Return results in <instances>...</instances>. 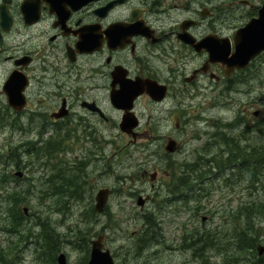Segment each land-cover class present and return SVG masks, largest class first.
<instances>
[{
	"label": "flooded vegetation",
	"instance_id": "obj_1",
	"mask_svg": "<svg viewBox=\"0 0 264 264\" xmlns=\"http://www.w3.org/2000/svg\"><path fill=\"white\" fill-rule=\"evenodd\" d=\"M263 6L264 0H0V123L9 118L22 136L19 145L27 147L30 156L33 145L58 142L62 152L65 146H97L99 131L121 130L130 113L138 122L137 141L144 109L155 116L148 117L149 128L164 123L185 129L191 125L194 94L208 95L210 90L231 95L242 83V74L264 57L227 77V67L210 63L208 52L230 48L234 53L238 32L259 18ZM17 91L25 102L22 108L8 101V92ZM115 95L135 97L131 109H117ZM174 141L177 150H166L169 154L181 149ZM85 161L75 167L84 174L82 180L89 176ZM219 163L221 172L225 168ZM196 166V171L185 166L174 175L175 181L170 179L171 204L188 205L196 192L204 191L208 177L215 178ZM79 173L70 174L78 189ZM149 178L151 188L158 189V174ZM104 189L110 191L108 210L114 191ZM137 197V206L140 198L145 200L142 209L153 201L151 195Z\"/></svg>",
	"mask_w": 264,
	"mask_h": 264
},
{
	"label": "rangeland",
	"instance_id": "obj_2",
	"mask_svg": "<svg viewBox=\"0 0 264 264\" xmlns=\"http://www.w3.org/2000/svg\"><path fill=\"white\" fill-rule=\"evenodd\" d=\"M253 66L242 74V84H239L237 90L231 95L226 92L225 95L228 93V96H219L210 90L207 91L208 95L194 94L192 106L189 108L191 125L185 129L166 126L164 123L149 128L147 119L150 115L154 118L155 116L151 110L144 109V126L139 131L142 137L137 141L116 127L102 129L99 131L101 133L98 132L97 146L90 144L65 146L62 152L58 144H53L56 145V149L52 151L55 152L53 156L48 155L50 159H47L42 154V160H38L36 155L30 156L27 153V147L19 145V139L22 136L13 130L9 119H6L4 124L0 123V180L5 179L2 183L0 182V193L4 197L9 195L7 204L10 199L14 213H17V210L24 212V208L28 209L27 214H24L26 220L23 221L21 227L16 228L17 232L9 231L11 220H2L0 217V264H54L53 254L50 252V248L54 246L52 250L59 249L57 256L60 253L65 254L68 264H83L86 258L88 262L90 260L92 241L97 240L102 234L106 237L105 249L111 251L119 264H242L240 260L244 258L249 257L247 260H256L250 253L253 250L248 252L246 250L240 254L238 246L240 240L238 239L242 231H247L250 234H256L260 239L261 244H258V247L264 245L262 241L264 240V208L262 207L264 206V170L258 169L257 173L255 169L254 178L241 174L238 168L219 172L216 167L219 158H224L228 153V148L225 146L226 138L241 137L244 131H247L246 135L256 137L258 127L264 126V57ZM255 112H260V115L255 117ZM221 127H224L223 130ZM50 133L52 134V131ZM169 139L176 140L180 144L181 149L178 153L169 154L166 151L165 146ZM252 141L254 147L258 143H264L257 139ZM33 148L43 150L44 147L40 145L29 149L32 151ZM19 158L24 162L20 164V168L15 165ZM85 159L89 176L82 180L84 174L79 173L75 167L80 166ZM189 164L199 165V168L204 167L202 171L206 170L207 173L212 170L208 174L215 178L208 179V182L202 184L204 191L202 194L194 195L195 200L193 198V202L188 204L189 207L183 203H179L176 207L170 203L172 195L168 193L167 186L171 185L169 184L170 179L175 174L181 173L183 166L191 167ZM84 169L81 167L82 171ZM18 172L23 173L22 179L16 176ZM71 173H79L75 180L81 182L82 188L78 189L80 194L72 195L73 187L71 186L65 187L68 193L54 195L55 184L52 183V177L59 176L69 180L72 179ZM144 173L149 174L150 177L158 174L161 182L158 189L151 188L149 176L145 180L141 178ZM63 182L64 180L62 182L60 180L58 184ZM104 188H109L114 193L111 195L108 210H105L103 214H98L92 208L95 209L98 191ZM252 190L254 193L251 192ZM138 193L144 197L153 196V201L148 207L142 209L137 206ZM10 194L13 195L10 197ZM179 207L182 211L177 209ZM245 209L248 213H243ZM204 217H208L206 222L203 221ZM46 232L54 234L55 237L44 240L43 234L47 238ZM149 236L153 239L156 236V238L152 240ZM204 238L215 239L217 242L210 246V242L206 244V241H203ZM38 240L41 241L40 246L44 244L46 249L40 248V251H36L35 246H38L36 243ZM157 240L158 242H155ZM193 241L197 242L196 248L205 246L203 260L206 262L201 261L200 255L194 256L193 248L190 246L193 245L191 244ZM51 243L54 245L52 246ZM150 245L153 246L150 247ZM256 255L258 256V251ZM56 264H58L57 260Z\"/></svg>",
	"mask_w": 264,
	"mask_h": 264
},
{
	"label": "water",
	"instance_id": "obj_3",
	"mask_svg": "<svg viewBox=\"0 0 264 264\" xmlns=\"http://www.w3.org/2000/svg\"><path fill=\"white\" fill-rule=\"evenodd\" d=\"M210 53V63H222L227 67L225 75L229 77L235 70H243L249 67L250 63L264 53V6L259 11V18L252 20L246 27L241 29L236 36V48L232 53L230 48L223 49H208ZM12 81H8L10 86ZM135 98V97H134ZM132 97H125L122 95H115L113 104L117 109L129 111L130 102L134 101ZM9 104L13 107L22 108L25 105L23 96L20 91L16 93L8 92ZM259 112H255L254 116L258 117ZM138 127V122L131 113L123 118L121 124V131L137 138L135 129ZM166 150L169 153H174L177 150V144L173 140L168 141ZM20 178L23 177L21 172L17 173ZM154 180V177H153ZM110 191L108 189L100 190L96 196V211L101 214L104 212L108 204ZM145 200L142 198L138 201V206L143 207ZM25 214L28 209L24 208ZM259 257L264 255V246L258 247ZM58 264H68L65 254H60L58 257ZM89 264H118L114 260L109 250H104V235L92 242V250Z\"/></svg>",
	"mask_w": 264,
	"mask_h": 264
},
{
	"label": "trees",
	"instance_id": "obj_4",
	"mask_svg": "<svg viewBox=\"0 0 264 264\" xmlns=\"http://www.w3.org/2000/svg\"><path fill=\"white\" fill-rule=\"evenodd\" d=\"M258 131L259 132H257V137H253L252 135H247L246 136V133H244L246 131H244L243 134H242L243 136H241L242 138L241 137H238V138L237 137H228V138H226L225 146L228 148V153H227L226 158L221 161V164L222 165L224 164L225 167H226L225 170H227L228 168L229 169L238 168V171L241 172V174H243V175L246 174V175L252 176V177L256 176L255 169H257V173H258V169L264 170V143H258L256 145V147H254L253 144H252V140H255V139H257V141H264V126L263 127H258ZM241 141H243V143ZM45 148H48V149H45ZM54 150H55V147L53 145V146H50V147H44L43 150L33 149L32 153L34 155H36V157H37L36 159L40 160L41 159V157H40L41 154H45L46 156H48V155H50L52 153L54 154L55 152H52ZM47 152H49V153L46 154ZM21 163H24V162H22V159L19 158L18 162L15 163V165L18 168H20V166H21L20 164ZM193 170H196V169L193 167ZM249 179L250 178H248V180ZM4 180L5 179H2V181H4ZM58 180L59 181L61 180V182L64 180V182L61 183V184H58L59 183ZM52 181L55 184L54 190H55L56 193L54 195L64 194L66 192L68 193V190L65 187H71V186L73 187L72 195L73 194H75V195H79L80 194L79 191H78L79 184H74V180L73 179L67 180L66 178L63 179V177L60 178L59 176H54V177H52ZM0 182H1V180H0ZM65 183H66V186H65ZM58 190H59V192H58ZM12 195L13 194H10V197ZM7 198H9L8 194H7L6 197H4V195L0 193V217H1L2 220H4V219L11 220V223H10L11 229L9 231L17 232L16 228L21 227V225H22L23 221L26 219V217L24 216V212L23 211L21 212L20 210H17V213H14L13 209L11 208V206H13V204L11 203L10 199L8 200V204H7ZM16 204H18V203H16ZM6 205H8V206H6ZM262 207L264 208V206H262ZM92 210H94V209H92ZM243 213H248V210L245 209L243 211ZM248 224H249V222H248ZM47 236L48 237L46 238V235H43V239L44 240H50V239H53L55 237V235L54 234L52 235L50 232L47 233ZM50 237H52V238H50ZM155 238H156V236H154V239ZM205 240H204V242H205ZM239 240H240L239 245L242 246V247L239 246V250H240L239 252L242 251L240 254H243L246 250H247V252L253 250L254 253L252 252L251 255H253V256L255 255L254 258L257 259L256 261L254 260L255 261L254 262L253 260L249 259L250 260L249 261L247 259L245 260V258H244V260H240V261H242V264H250V263L251 264H264V257H258L255 254V251L257 252L256 248L258 249V246H257L258 244L257 243L260 242L259 241L260 239H258L256 234H250L247 231H242ZM212 241H213V243H212ZM145 242H146V240H145ZM209 242H210V244H215L216 243V241L212 240L211 238L206 240L207 244ZM36 243L39 246V247L35 246L36 247V251H40V248L41 249L45 248V247H43L44 244H43L42 247L40 246L41 242L39 240L36 241ZM192 244L193 245L191 247L193 248L194 255L195 256L200 255L201 259L203 260L204 259L203 254L206 251L205 247L203 246L201 248L202 249L201 250L200 248L197 249L195 247L197 242L196 243L192 242ZM52 248H50V250H52ZM88 249H90V247H88ZM58 250L59 249L56 248V250L50 251L51 254H53V263L54 264H56ZM199 251H201V252H199ZM83 264H88V258H86V260L84 261Z\"/></svg>",
	"mask_w": 264,
	"mask_h": 264
},
{
	"label": "bare ground",
	"instance_id": "obj_5",
	"mask_svg": "<svg viewBox=\"0 0 264 264\" xmlns=\"http://www.w3.org/2000/svg\"><path fill=\"white\" fill-rule=\"evenodd\" d=\"M261 60H262V59H261ZM252 66H253V65H252ZM253 67H254V66H253ZM258 69H259V68H258ZM255 71H256V70H255ZM249 74H250V73H249ZM252 74H253V72H252ZM253 75H254V74H253ZM255 75H256V74H255ZM241 84H242V83H241ZM260 84H261V83H260ZM237 85H239V84H237ZM251 85H252V84H251ZM258 85H259V84H258ZM244 87H245V86H244ZM197 88H198V87H197ZM247 88H248V87H247ZM195 89H196V88H195ZM227 94H228V93H227ZM227 94H226V95H227ZM226 95H225V96H226ZM151 96H152V95H151ZM225 96H224V97H225ZM227 96H228V95H227ZM224 97H223V99H224ZM229 98H230V97H229ZM227 99H228V98H227ZM224 101H225V100H224ZM229 101H230V100H229ZM227 104H228V103H227ZM222 105H224V104H222ZM220 106H221V105H220ZM227 106H228V105H227ZM229 106H230V104H229ZM222 107H223V106H222ZM8 114H9V113H8ZM4 115H5V114H4ZM0 116H1V115H0ZM2 117H3V116H2ZM8 119H9V118H8ZM11 119H12V118H11ZM7 122H9V121L7 120ZM239 123H240V122H239ZM2 124H4V123H2ZM212 124H213V123H212ZM230 124H231V123H230ZM213 125H214V124H213ZM244 125H245V124H244ZM247 125H248V124H247ZM209 127H210V126H209ZM211 127H212V126H211ZM206 128H207V127H206ZM221 128H222V127H221ZM223 128H224V127H223ZM223 128H222V130H223ZM208 129H209V128H208ZM211 129H212V128H211ZM246 129H247V127H246ZM241 130H242V129H241ZM254 130H255V129H254ZM210 131H211V130H210ZM227 131H228V130H226V132H227ZM235 131H236V130H235ZM242 131H243V130H242ZM55 132H56V131H55ZM246 132H247V131H246ZM246 132H244V133H246ZM257 132H259V131H257ZM212 133H213V132H212ZM222 133H224V132H222ZM240 134H241V133H240ZM248 134H249V131H248ZM258 134H259V133H258ZM210 135H212V134H210ZM223 135H224V134H223ZM244 135H245V134H244ZM208 136H209V135H207V138H208ZM242 136H243V135H242ZM246 136H247V135H246ZM205 137H206V136H205ZM254 137H255V136H254ZM256 137H257V134H256ZM213 138H214V137H213ZM237 138H238V137H237ZM241 138H242V137H241ZM208 139H209V138H208ZM210 140H211V139H210ZM207 142H208V141H207ZM210 142H211V141H210ZM216 142H217V141H216ZM237 142H238V141H237ZM241 142L243 143V141H241ZM252 142H253V141H252ZM211 143H212V142H211ZM246 143H247V142H246ZM57 144H58V142H57ZM211 145H212V144H211ZM220 145H221V144H220ZM223 145H224V144H223ZM55 146H56V145H54V147H55ZM207 146H208V145H207ZM243 146H244V145H243ZM33 147H34V145H33ZM49 147H50V146H49ZM217 147H218V146H217ZM36 148H37V147H36ZM58 148H59V147H58ZM213 148H214V147H213ZM33 149H34V148H33ZM45 149H48V148H45ZM52 149H53V148H52ZM55 149H56V147H55ZM50 150H51V149H50ZM196 150H197V149H196ZM164 151H165V150H164ZM234 151H235V150H234ZM45 152H46V151H45ZM45 152H44V153H45ZM59 152H60V151H59ZM209 152H210V151H209ZM223 152H224V151H223ZM48 153H49V152H47L46 154H48ZM51 153H52V152H51ZM56 153H57V151H56ZM226 153H227V152H226ZM52 154H53V153H52ZM52 154H50V155H52ZM209 154H210V153H209ZM41 155H42V154H41ZM201 155H202V154H201ZM207 155H208V154H207ZM222 155H223V154H222ZM52 156H53V155H52ZM205 156H206V155H205ZM226 156H227V155H226ZM226 156H225V157H226ZM40 157H41V156H40ZM211 157H213V156H211ZM216 157H217V156H216ZM48 158H49V157H47V159H48ZM214 158H215V157H214ZM49 159H50V158H49ZM52 159H53V158H52ZM195 159H196V158H195ZM219 159H220V158H219ZM41 160H42V159H41ZM202 160H203V159H202ZM212 160H213V159H212ZM50 162H51V161H50ZM212 162H213V161H212ZM186 163H187V161H186ZM198 163H199V161H198ZM203 163H204V162H203ZM218 163H219V162H218ZM223 163H224V162H223ZM187 164H188V163H187ZM190 164H191V163H190ZM190 164H189V165H190ZM195 164H197V163L195 162ZM200 164H201V163H200ZM219 164H220V163H219ZM223 165H224V164H223ZM190 166H191V165H190ZM197 166H199V165H197ZM197 166H196V167H197ZM202 166H203V165H202ZM181 167H182V166H181ZM188 167H189V166H188ZM192 167H193V166H192ZM216 167H217V166H216ZM220 167H221V166H220ZM236 167H237V166H236ZM183 168H184V166H183ZM221 168H222V167H221ZM225 168H226V167H225ZM175 169H177V168H175ZM195 169H196V168H195ZM201 169H202V168H201ZM203 169H204V168H203ZM228 169H229V168H228ZM187 170H189V169H187ZM191 170H192V169H191ZM197 170H199V169H197ZM220 170H221V169H220ZM192 171H193V170H192ZM194 171H196V170H194ZM199 171H200V170H199ZM210 171H212V170H210ZM210 171H209V172H210ZM216 171H217V170H216ZM222 171H223V170H222ZM187 172H188V171H187ZM236 172H237V171H236ZM171 173H172V172H171ZM178 173H179V172H178ZM190 173H192V172H190ZM190 173H188V174L190 175ZM193 173H194V172H193ZM199 173H200V172H199ZM228 173H229V171H228ZM184 174H185V173H184ZM186 174H187V173H186ZM194 174H196V172H195ZM222 174H223V173H222ZM235 174H236V173H235ZM172 175H173V174H172ZM191 175H192V174H191ZM191 175H190V176H191ZM205 175H206V174H205ZM207 176H209V175H207ZM212 176H213V175H212ZM220 176H221V175H220ZM220 176H219V177H220ZM176 177H177V176H176ZM198 177H199V176H198ZM231 177H232V175H231ZM177 178H178V177H177ZM192 178H193V177H192ZM210 178H211V177H210ZM216 178H217V177H216ZM233 178H234V177H233ZM236 178H237V177H236ZM254 178H255V176H254ZM188 179L190 180V178H188ZM203 179H204V178H203ZM208 179H209V177H208ZM212 179H213V178H212ZM222 179H223V178H222ZM222 179H220V180L222 181ZM224 179H225V178H224ZM234 179H235V178H234ZM238 179H239V178H238ZM55 180H56V179H55ZM172 180H174V176H173V179H172ZM178 180H179V179H178ZM191 180H192V179H191ZM193 180H194V179H193ZM198 180H199V179H198ZM209 180H210V179H209ZM228 180H229V179H228ZM236 180H237V179H236ZM39 181H40V180H39ZM48 181H50V180H48ZM174 181H175V180H174ZM174 181H173V182H174ZM195 181H196V179H195ZM225 181H226V179H225ZM234 181H235V180H234ZM234 181H233V182H234ZM239 181H240V180H239ZM58 182H59V180H58ZM205 182H208V181H205ZM228 182H229V181H228ZM228 182H227V183H228ZM240 182H241V181H240ZM1 183H2V181H1ZM45 183H46V181H45ZM47 183H48V182H47ZM52 183H53V182H52ZM171 183H172V182H171ZM200 183H201V182H200ZM200 183H199V184H200ZM213 183H214V182H213ZM219 183H220V182H219ZM50 184H51V183H50ZM56 184H57V183H56ZM186 184H187V183H185V185H186ZM197 184H198V183H197ZM223 184H224V183H223ZM230 184H231V183H230ZM235 184H236V183H235ZM53 185H54V184H53ZM172 185H173V184H172ZM172 185H171V186H172ZM181 185H182V184H181ZM195 185H196V184H195ZM233 185H234V184H233ZM46 186H47V185H46ZM217 186H218V185H217ZM235 186H236V185H235ZM3 187H4V184H3ZM168 187H169V186H168ZM180 187H181V186H180ZM188 187H189V186H188ZM188 187H187V188H188ZM190 187L192 188L191 185H190ZM193 187H194V186H193ZM196 187H197V186H196ZM211 187H212V185H211ZM213 187H214V186H213ZM241 187H242V186H241ZM243 187L245 188V186H243ZM255 187H256V186H255ZM255 187H253V188H255ZM258 187H259V186H258ZM46 188H47V187H46ZM56 188H57V187H56ZM172 188H173V187H172ZM198 188H199V187H198ZM203 188H204V187H203ZM203 188H202V190H203ZM222 188H224V187H222ZM233 188H234V187H233ZM236 188H237V187H236ZM236 188H235V190H236ZM238 188H240V187H238ZM246 188H248V187H246ZM249 188H250V187H249ZM50 189H51V188H50ZM52 189H53V188H52ZM173 189H174V188H173ZM181 189H183V188H181ZM218 189H219V188H218ZM259 189H261V188H259ZM42 190H43V189H42ZM169 190H170V189H169ZM247 190H248V189H247ZM253 190H254V189H253ZM253 190H252L251 192H253ZM167 191H168V190H167ZM191 191H192V189H191ZM206 191H208V190H206ZM206 191H205V192H206ZM233 191H234V190H233ZM241 191H242V190H241ZM258 191H259V190H258ZM261 191H262V190H261ZM58 192H59V190H58ZM118 192H119V191H118ZM118 192H116V193H118ZM201 192H202V191H201ZM220 192H221V191H220ZM234 192H235V191H234ZM245 192H246V191H245ZM49 193H50V192H49ZM55 193H56V192H55ZM164 193H165V192H164ZM174 193H175V192H174ZM188 193H189V192H188ZM191 193L193 194V192H191ZM196 193H198V192H196ZM196 193H195V194H196ZM210 193H211V190H210ZM253 193H254V192H253ZM260 193H261V192H260ZM42 194H43V193H42ZM51 194H52V193H51ZM71 194H72V193H71ZM119 194H120V193H119ZM171 194H172V192H171ZM195 194H194V195H195ZM200 194H202V193H200ZM211 194H212V193H211ZM211 194H209V195H211ZM263 194H264V193H263ZM49 195H50V194H49ZM160 195H161V194H160ZM167 195H168V194H167ZM177 195H178V194H177ZM182 195H183V193H182ZM197 195H198V194H197ZM254 195H255V194H254ZM70 196H71V195H70ZM115 196H116V195H115ZM123 196H124V195H123ZM164 196H165V195H164ZM164 196H163V197H164ZM183 196H184V195H183ZM185 196H187V195H185ZM243 196H244V195H243ZM45 197H46V196H45ZM170 197H171V196H170ZM189 197H190V196H189ZM197 197H198V196H197ZM43 198H44V197H43ZM158 198H159V197H158ZM179 198H180V197H179ZM185 198H186V197H185ZM190 198H191V197H190ZM48 199H49V198H48ZM163 199H164V198H163ZM180 199H181V198H180ZM183 199H184V198H183ZM191 199H192V198H191ZM172 200H174V199H172ZM177 200H178V199H177ZM181 200H182V199H181ZM192 200H193V199H192ZM194 200H195V198H194ZM146 201H147V200H146ZM164 201H165V200H164ZM166 201H167V199H166ZM175 201H176V200H175ZM178 201H179V200H178ZM198 201H199V200H198ZM201 201H202V200H201ZM203 201H204V200H203ZM188 202H189V201H188ZM192 202H193V201H192ZM162 203H163V202H162ZM162 203H161V204H162ZM165 203H166V202H165ZM186 203H187V202H186ZM163 204H164V203H163ZM175 204H176V203H175ZM175 204H174V205H175ZM198 204H199V203H198ZM164 205H165V204H164ZM164 205H163V207H164ZM199 205H200V204H199ZM199 205H198V207H199ZM240 205H241V204H240ZM240 205H239V208L241 207ZM244 205H245V204H244ZM244 205H243V206H244ZM156 206H157V205H156ZM168 206H169V205H168ZM168 206H167V207H168ZM175 206H176V205H175ZM59 207H60V206H59ZM80 207H81V206H80ZM158 207H159V206H158ZM158 207H157V208H158ZM167 207H166V208H167ZM169 207H170V206H169ZM173 207H174V206H173ZM176 207H177V206H176ZM176 207H175V209H176ZM188 207H189V205H188ZM190 207H191V205H190ZM170 208H171V207H170ZM244 208H245V207H244ZM63 209H64V208H63ZM73 209H74V208H73ZM159 209L161 210V208H159ZM173 209H174V208H173ZM177 209H181V208L179 207V208H177ZM195 209H196V208H195ZM199 209H200V208H199ZM255 209H256V208H255ZM139 210H140V209H139ZM166 210H169V209H166ZM171 210H172V209H171ZM188 210H189V209H188ZM241 210H242V209H241ZM52 211H53V210H52ZM68 211H69V210H68ZM84 211H85V210H84ZM181 211H182V209H181ZM185 211H186V210H185ZM198 211H199V210H198ZM257 211H258V210H257ZM50 212H51V210H50ZM189 212H190V211H189ZM200 212H201V211H200ZM250 212H251V211H250ZM258 212H259V211H258ZM48 213H49V212H48ZM53 213H54V212H53ZM57 213H58V212H57ZM174 213H175V212H174ZM65 214H66V213H65ZM196 214H197V212H196ZM228 214H229V213H228ZM47 215H48V214H47ZM151 215H152V214H151ZM258 215H259V214H258ZM43 216H44V215H43ZM63 216H64V215H63ZM255 216H256V215H255ZM45 217H46V216H45ZM50 217H51V216H50ZM228 217H229V215H228ZM34 218H35V217H34ZM91 218H92V217H91ZM80 219H81V217H80ZM157 219H158V218H157ZM228 219H229V218H228ZM25 220H26V219H25ZM29 220H30V219H29ZM37 220H38V218H37ZM90 220H92V219H90ZM222 220H223V219H222ZM225 220H226V219H225ZM230 220H231V219H230ZM30 221H31V220H30ZM52 221H54V220L52 219ZM231 221H232V220H231ZM27 222H28V221H27ZM50 222H51V221H50ZM222 222H223V221H222ZM33 223H34V222H33ZM84 223H85V222H84ZM88 223H89V222H88ZM92 223H93V221H92ZM150 223H151V222H150ZM231 223H232V222H231ZM93 224H94V223H93ZM93 224H92V225H93ZM151 224H154V223H151ZM160 224H161V223H160ZM229 224H230V222H229ZM232 224H233V223H232ZM22 225H23V224H22ZM31 225H32V224H31ZM37 225H38V224H37ZM39 225H40V224H39ZM41 225H42V224H41ZM41 225H40V226H41ZM48 225H49V224H48ZM55 225H56V224H55ZM26 226H27V225H26ZM28 226H30V225L28 224ZM34 226H35V225H33V227H34ZM42 226H43V225H42ZM42 226H41V227H42ZM152 226H153V225H152ZM30 227H31V226H30ZM45 227H46V226H45ZM154 227H155V226H154ZM220 227H221V226H220ZM234 227H235V226H234ZM34 228H35V227H34ZM34 228H33V229H34ZM157 228H158V227H157ZM226 228H227V227H226ZM24 229H26V228H24ZM24 229H23V230H24ZM28 229H29V227H28ZM38 229H39V227H38ZM57 229H58V228H57ZM154 229H155V228H154ZM236 229H237V228H236ZM34 230H36V229H34ZM243 230H244V229H243ZM21 231H22V230L20 229V232H21ZM48 231H49V230H48ZM50 231H52V230H50ZM84 231H85V230H84ZM217 231H218V230H217ZM219 231H220V230H219ZM231 231H232V230H231ZM28 232H29V231H28ZM37 232H38V230H37ZM43 232H44V231H43ZM147 232H148V231H147ZM153 232H154V231H153ZM32 233H34V232L32 231ZM46 233H47V232H46ZM150 233H151V232H150ZM158 233H160V232H158ZM197 233H198V232H197ZM199 233H200V232H199ZM238 233H239V232H238ZM24 234H25V233H24ZM26 234H28V233H26ZM35 234H36V233H35ZM145 234H146V232H145ZM41 235H42V234H41ZM43 235H44V234H43ZM52 235H53V234H52ZM146 235H147V234H146ZM150 235H151V234H150ZM198 235H199V234H198ZM217 235H218V234H217ZM263 235H264V234H263ZM16 236H17V235H16ZM21 236H22V235H21ZM147 236H148V235H147ZM231 236H232V235H231ZM22 237H23V236H22ZM29 237H30V236H29ZM34 237H35V236H34ZM37 237H38V236H37ZM47 237H48V236H47ZM91 237H92V236H91ZM149 237H150V236H149ZM157 237H160V236H157ZM208 237H210V236H208ZM211 237H212V236H211ZM18 238H19V237H18ZM18 238H17V240H18ZM32 238H33V237H32ZM38 238H39V237H38ZM50 238H52V237H50ZM150 238H151V237H150ZM150 238H149V239H150ZM161 238H162V237H161ZM198 238H199V237H198ZM212 238H213V237H212ZM215 238H216V237H215ZM222 238H224V237H222ZM232 238H234V237H232ZM151 239L154 240L153 238H151ZM151 239H150V240H151ZM159 239H160V238H159ZM193 239H194V237H193ZM207 239H208V238H207ZM216 239H218V238H216ZM237 239H238V237H237ZM20 240H21V239H20ZM20 240H19V241H20ZM23 240H24V238H23ZM30 240H32V239H30ZM79 240H80V239H79ZM150 240H149V241H150ZM204 240H205V238H204ZM204 240H203V241H204ZM214 240H215V239H214ZM220 240H221V239H220ZM238 240H239V239H238ZM261 240H262V239H261ZM26 241H27V240H26ZM203 241H202V242H203ZM205 241H206V240H205ZM224 241H226V240H224ZM262 241L264 242V240H262ZM31 242H32V241H31ZM31 242H30V243H31ZM40 242H41V241H40ZM155 242H158V240L155 241ZM188 242H189V241H188ZM188 242H187V244H189ZM193 242H195V241H193ZM216 242H217V241H216ZM220 242H221V241H220ZM222 242H223V241H222ZM227 242H229V241H227ZM232 242H233V241H232ZM234 242H235V241H234ZM25 243H26V242H25ZM152 243H153V242H152ZM195 243H196V242H195ZM212 243H213V241H212ZM21 244H22V242H21ZM27 244H28V243H27ZM39 244H40V243H39ZM48 244H49V243H48ZM51 244H52V243H51ZM153 244H154V243H153ZM158 244H159V243H158ZM182 244H183V243H182ZM191 244H192V243H191ZM206 244H207V243H206ZM222 244H223V243H222ZM227 244H228V243H227ZM231 244H232V243H231ZM231 244H230V245H231ZM257 244H261V243H257ZM257 244H256V245H257ZM33 245H34V244H33ZM53 245H54V244H52V246H53ZM179 245H180V244H179ZM185 245H186V244H184V246H185ZM194 245H195V244H194ZM232 245H233V244H232ZM262 245H263V244H262ZM25 246H26V245H25ZM30 246H31V245H30ZM42 246H43V244H42ZM46 246H47V245H46ZM84 246H85V245H84ZM152 246H153V245H152ZM152 246L150 245V247H152ZM158 246H159V245H158ZM162 246H163V244H162ZM164 246H165V245H164ZM190 246H192V245H190ZM210 246H211V244H210ZM210 246H209V247H210ZM220 246H221V244H220ZM226 246H227V245H226ZM238 246H241V245H238ZM263 246H264V245H263ZM23 247H24V246H23ZM31 247H32V246H31ZM33 247H34V246H33ZM43 247H44V246H43ZM54 247H55V246H54ZM54 247H53V248H54ZM134 247H135V246H134ZM150 247H148V248H150ZM177 247H178V246H177ZM198 247H199V246H198ZM200 247H201V246H200ZM200 247H199V248H200ZM204 247H205V246H204ZM213 247H214V246H213ZM221 247H222V246H221ZM228 247H229V244H228ZM241 247H242V246H241ZM25 248H26V247H25ZM53 248H52V249H53ZM136 248H137V247H136ZM183 248H184V247H183ZM199 248H197V249H199ZM201 248H202V247H201ZM201 248H200V249H201ZM216 248H217V247H216ZM218 248H219V246H218ZM26 249H27V248H26ZM45 249H46V247H45ZM45 249H44V250H45ZM140 249H141V248H140ZM151 249H152V248H151ZM220 249H221V248H220ZM220 249H219V250H220ZM224 249H225V248H224ZM42 250H43V249H42ZM48 250H49V249H48ZM55 250H56V249H55ZM134 250H135V249H134ZM188 250H189V248H188ZM201 250H202V249H201ZM228 250H230V248H228ZM256 250H257V248H256ZM51 251H52V250H51ZM141 251H144V250H141ZM171 251H172V250H171ZM176 251H177V250H176ZM189 251H190V250H189ZM194 251H195V250H194ZM207 251H209V250H207ZM210 251H212V250H210ZM223 251H224V250H223ZM239 251H240V250H239ZM251 251H252V250H251ZM55 252H56V251H55ZM172 252H173V251H172ZM177 252H178V251H177ZM197 252H198V251H197ZM197 252H196V253H197ZM199 252H201V251H199ZM219 252H220V251H219ZM221 252H222V251H221ZM241 252H242V251H241ZM252 252H253V251H252ZM252 252H250V253H252ZM22 253H23V252H22ZM39 253H41V252H39ZM46 253H47V252H46ZM210 253H211V252H210ZM225 253H226V252H225ZM19 254H20V253H19ZM133 254H134V253H133ZM138 254H139V253H138ZM199 254H200V253H199ZM207 254H208V253H207ZM218 254H219V253H218ZM221 254H222V253H221ZM221 254H220V255H221ZM228 254H229V251H228ZM248 254H249V253H248ZM255 254H256V251H255ZM41 255L43 256V254H41ZM46 255H47V254H46ZM192 255H193V254H192ZM211 255H212V254H211ZM232 255H233V254H232ZM245 255H246V253H245ZM249 255H250V254H249ZM47 256H48V255H47ZM194 256H195V255H194ZM197 256H198V255H197ZM197 256H196V257H197ZM203 256H204V254H203ZM214 256H216V254H215ZM233 256H234V255H233ZM254 256H255V255H254ZM43 257H44V256H43ZM49 257H51V256H49ZM136 257H137V256H136ZM210 257H211V256H210ZM218 257H219V256H218ZM222 257H223V255H222ZM263 257H264V256H263ZM225 258H226V257H225ZM232 258H233V257H232ZM44 259H45V258H44ZM54 259H55V258H54ZM194 259H195V258H194ZM199 259H200V258H199ZM205 259H206V258H205ZM246 259H248V258H245V260H246ZM50 260H51V258H50ZM196 260H197V259H196ZM225 260H226V259H225ZM234 260H236V259H234ZM243 260H244V259H243ZM253 260H254V259H253ZM256 260H257V259H256ZM256 260H255V261H256ZM41 261H42V260H41ZM201 261H205V262H206V260H201ZM42 262H43V261H42ZM225 262H226V261H225ZM227 262H228V260H227ZM252 262H253V261H252ZM49 263H50V261H49ZM210 263H211V262H210ZM42 264H43V263H42ZM250 264H251V263H250Z\"/></svg>",
	"mask_w": 264,
	"mask_h": 264
}]
</instances>
